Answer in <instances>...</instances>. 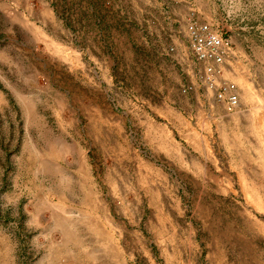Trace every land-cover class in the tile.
Returning <instances> with one entry per match:
<instances>
[{
	"label": "rangeland",
	"instance_id": "rangeland-1",
	"mask_svg": "<svg viewBox=\"0 0 264 264\" xmlns=\"http://www.w3.org/2000/svg\"><path fill=\"white\" fill-rule=\"evenodd\" d=\"M0 264H264V0H0Z\"/></svg>",
	"mask_w": 264,
	"mask_h": 264
},
{
	"label": "built area",
	"instance_id": "built-area-1",
	"mask_svg": "<svg viewBox=\"0 0 264 264\" xmlns=\"http://www.w3.org/2000/svg\"><path fill=\"white\" fill-rule=\"evenodd\" d=\"M192 48L197 60L205 66V87L213 98L230 113L241 108L236 86L226 80L227 44L222 34L208 23H194L189 26ZM217 79L219 81H217Z\"/></svg>",
	"mask_w": 264,
	"mask_h": 264
},
{
	"label": "crops",
	"instance_id": "crops-1",
	"mask_svg": "<svg viewBox=\"0 0 264 264\" xmlns=\"http://www.w3.org/2000/svg\"><path fill=\"white\" fill-rule=\"evenodd\" d=\"M88 13H91V12H85L84 14H88ZM52 14L56 17L57 15H56V13H55V10H54V12H52ZM85 18H87V17H85ZM102 18V16L100 17V19ZM26 29V28H25ZM69 31H73V30H75V29H77L76 27H72V26H68V28H67ZM77 31H78V29H77ZM79 32V31H78ZM80 33V32H79ZM82 35H86L87 37H88V39L90 38V37H92V29L90 28V26L87 24V21H84V27H83V31H82ZM94 37H97L98 39H100L101 37H102V31L101 30H99V31H97V32H95L94 33V35H93Z\"/></svg>",
	"mask_w": 264,
	"mask_h": 264
},
{
	"label": "bare ground",
	"instance_id": "bare-ground-1",
	"mask_svg": "<svg viewBox=\"0 0 264 264\" xmlns=\"http://www.w3.org/2000/svg\"><path fill=\"white\" fill-rule=\"evenodd\" d=\"M241 109V108H240Z\"/></svg>",
	"mask_w": 264,
	"mask_h": 264
}]
</instances>
